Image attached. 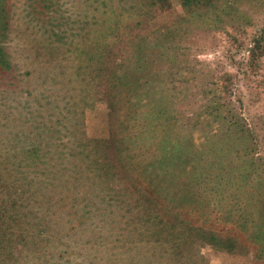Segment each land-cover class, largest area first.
Here are the masks:
<instances>
[{"label": "rangeland", "instance_id": "rangeland-1", "mask_svg": "<svg viewBox=\"0 0 264 264\" xmlns=\"http://www.w3.org/2000/svg\"><path fill=\"white\" fill-rule=\"evenodd\" d=\"M165 126V155L188 171L172 181L189 198L137 181L154 202L118 205L123 190L88 172L102 156L93 140L127 139L125 159L152 155L142 134ZM0 176L17 218L6 219L11 247L0 233V264H264V0L188 11L182 0H0ZM176 212L235 235L237 249L177 254Z\"/></svg>", "mask_w": 264, "mask_h": 264}, {"label": "trees", "instance_id": "trees-1", "mask_svg": "<svg viewBox=\"0 0 264 264\" xmlns=\"http://www.w3.org/2000/svg\"><path fill=\"white\" fill-rule=\"evenodd\" d=\"M200 0H182V8L188 11V9H194V8H199L202 4H205L206 0H203L201 4H199ZM157 7V6H155ZM128 69H130L131 73L134 71L135 67L133 68L132 63H129ZM114 79L118 80V85L117 87L121 86L124 82V77L121 76L120 74L114 75ZM138 79V78H137ZM136 79V81H137ZM136 82L132 83L131 81L129 82V86L131 87L130 93L134 90L136 87ZM129 87V88H130ZM127 90H123L122 92L125 95H128ZM128 109H130V102L127 103ZM158 110H163V109H157L154 107L152 109V114H155ZM132 116V115H131ZM130 115H125L123 118H116V122L118 126H121L122 129L125 132H129L131 129H135L136 127V121H134V117L132 118ZM131 117V118H130ZM137 117V116H136ZM133 120V121H132ZM111 126V125H110ZM165 127L159 128L157 132H151V133H143L141 139L142 140H152V144H155V146L151 145L154 149L155 153H152L150 155L149 152H141L135 155H129L128 158H124L125 151H126V145L128 143H125L127 139L124 138H118L116 135L108 136L106 138H100L97 140H93V150L96 149L97 155L102 154V156H95L93 159V166L88 167V172L97 175L98 173L105 174L106 176H109L115 184L119 186L123 190V194H117L116 197H114L115 203H118V205H123V203H126L127 201L134 202L135 206L138 207L139 203L143 198L146 199L148 196L147 193L144 191L143 187L137 183V181H142L146 184V186L151 189L152 193H158L159 192V187L161 188V192L164 194V196H170L172 200H180V201H185V199H188L189 197H186V189L185 187L177 188L174 182L172 181V178L175 176H182V175H187L188 171L185 167L178 166L176 164H173L172 162L169 161L171 159V155H165L167 152H173L171 149L168 150V145H167V136L168 133L165 130ZM132 139V138H131ZM130 140V139H129ZM162 150V152H159V150ZM31 154L36 153L39 154L40 151L35 149L30 152ZM89 156V155H88ZM27 157V156H26ZM163 160L164 162H167L163 165H159L160 161ZM140 163V164H139ZM141 163H145L144 165ZM143 165V166H141ZM203 168V167H202ZM223 170V168H221ZM225 169V168H224ZM204 170V169H203ZM203 170H200L203 172ZM5 171H8L5 169ZM127 171V172H135V175H131L132 177H136L133 180L130 178L127 179L128 182H125L124 179L122 178V174ZM131 174V173H130ZM170 179H167V178ZM1 178V176H0ZM225 178V175H224ZM2 180H4V177L2 176ZM183 178H180V183L182 184ZM192 181V180H191ZM229 182L226 183V185ZM163 185V187H162ZM225 185V186H226ZM145 186V185H144ZM224 186V189H225ZM135 194V195H134ZM125 195V196H124ZM136 196V197H135ZM3 197V198H2ZM0 197V233H2L5 237L7 232L9 231L8 228L5 226L7 225L6 219L10 221H13L14 224L16 223V216H12L9 212L10 209L7 207V199L10 198V196H2ZM147 200H150L151 203L154 201L147 197ZM131 205V204H130ZM129 205V206H130ZM147 208L145 212L147 213L148 208L150 206L153 207L151 204H147ZM196 209L191 210V214H197V216L204 215L206 211L205 209H200L199 207H195ZM16 209V206L14 207ZM148 214V213H147ZM188 214V212H187ZM190 214V213H189ZM176 220V231L171 232V238L174 239V241L177 243L175 245V249L177 254H180V252L186 248L194 245V243H203L206 242L207 244L213 245L215 248H219L221 250H224L226 253H233L237 249L238 246V239L235 235L229 234V233H218L216 231H211V229H203L201 226H197L196 224L193 223V219H188L185 217L181 212H176L175 214ZM243 223L238 224L239 226L246 225L245 224V216L241 215ZM156 219V218H154ZM230 223L231 222H236L237 217L230 215V220L229 218L227 219ZM252 220V219H250ZM248 220L247 222H249ZM157 225H162L164 224L162 222H156ZM194 224V225H193ZM252 227V226H251ZM208 232V235H207ZM255 235H250L252 238H257L258 239V234L254 233ZM224 239V243L223 240ZM259 240V239H258ZM228 244H226L225 243ZM232 242L234 245H230L229 242ZM236 243H235V242ZM2 242L4 244L8 243V246L11 247L12 241L9 238H4L2 237ZM204 243V244H206ZM224 246V248L222 247ZM16 247H14L12 250H16ZM11 250V251H12Z\"/></svg>", "mask_w": 264, "mask_h": 264}]
</instances>
